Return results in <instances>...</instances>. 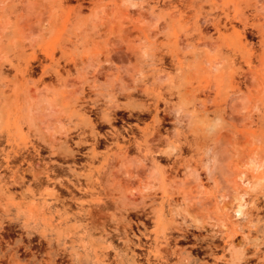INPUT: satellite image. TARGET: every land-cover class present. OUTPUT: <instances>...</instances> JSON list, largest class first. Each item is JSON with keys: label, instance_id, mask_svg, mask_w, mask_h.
<instances>
[{"label": "rangeland", "instance_id": "obj_1", "mask_svg": "<svg viewBox=\"0 0 264 264\" xmlns=\"http://www.w3.org/2000/svg\"><path fill=\"white\" fill-rule=\"evenodd\" d=\"M0 264H264V0H0Z\"/></svg>", "mask_w": 264, "mask_h": 264}]
</instances>
